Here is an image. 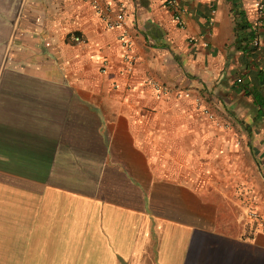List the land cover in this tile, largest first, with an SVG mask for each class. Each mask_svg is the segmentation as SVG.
<instances>
[{"label": "crops", "instance_id": "0c3cea01", "mask_svg": "<svg viewBox=\"0 0 264 264\" xmlns=\"http://www.w3.org/2000/svg\"><path fill=\"white\" fill-rule=\"evenodd\" d=\"M175 1L0 0V264H264V0Z\"/></svg>", "mask_w": 264, "mask_h": 264}, {"label": "built area", "instance_id": "2783aa9c", "mask_svg": "<svg viewBox=\"0 0 264 264\" xmlns=\"http://www.w3.org/2000/svg\"><path fill=\"white\" fill-rule=\"evenodd\" d=\"M167 3L169 5V8L172 9L173 11V20L175 22V24L177 26H182L183 25V20H182V16H181V12L176 4L175 0H167ZM97 4H95V8L97 9L102 22L109 28H120L123 27L125 25V14L122 10V8H120L119 10L115 11L113 14H110L111 11L110 9L107 7L105 8H99L96 6ZM257 9L261 15V17H264V10H263V6L260 3H257ZM261 21V20H260ZM120 46L123 48V54H122V58L125 62V68L127 71H131L134 67L135 61H136V56L134 55L133 51H132V40L131 38L128 36V34L126 32H123L122 34H120L117 38ZM73 41L75 43H81L83 42V39L78 36L75 35L73 36ZM258 44L257 39L253 40V45L256 46ZM151 85L153 86V88L155 89V91L158 94H163L165 92L164 88L158 83V82H151ZM203 112L207 115V117L211 120L214 119L213 114H211L206 108L202 109ZM246 216L248 219V222L246 224L245 227V234L250 237L252 236L256 231L260 230L263 225H264V217L261 216L257 211L255 210H247L246 212Z\"/></svg>", "mask_w": 264, "mask_h": 264}, {"label": "trees", "instance_id": "16d2710c", "mask_svg": "<svg viewBox=\"0 0 264 264\" xmlns=\"http://www.w3.org/2000/svg\"><path fill=\"white\" fill-rule=\"evenodd\" d=\"M233 9H238V4L232 0ZM234 20L236 26V37H235V44L238 48L242 50V52L249 54L252 50L250 48V43L254 40V33H248L247 29L250 28V24L246 22L244 19L242 12L234 13ZM248 93H251L248 91ZM252 95L255 97L256 94L253 92Z\"/></svg>", "mask_w": 264, "mask_h": 264}]
</instances>
